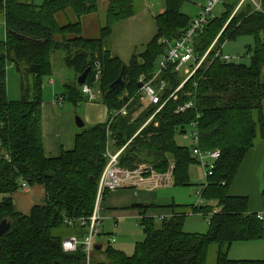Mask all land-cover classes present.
<instances>
[{
  "label": "trees",
  "instance_id": "1",
  "mask_svg": "<svg viewBox=\"0 0 264 264\" xmlns=\"http://www.w3.org/2000/svg\"><path fill=\"white\" fill-rule=\"evenodd\" d=\"M164 1L163 12L153 18V36L126 64L111 54L106 43L113 25L133 16V0H107L96 38L81 35V18L98 13V0H43L40 4L0 0L6 30L5 40L0 41V221L10 222L0 237V264H84L82 246L74 252L63 251L61 242L67 236L54 230L70 227L79 238L87 234V227L77 220L92 213L108 159L107 145L114 151L123 148L119 166L134 169L146 164L157 174L170 171L172 185H186L189 166L198 163V157L192 152L193 141L189 149L176 142V135L191 133L194 121L199 150L220 152L201 193L204 204L189 210L172 204L170 215L159 218V226L148 215V204L130 205L139 213L144 240L134 244L131 255L107 245L102 256L101 246L93 250L90 264H206L214 245V264H264V258L228 257L233 243L264 238L263 219L249 212L247 196L229 193L244 157L257 141L264 140V0H257L258 7L252 0H220L223 12L210 16L191 42L195 60L188 61L189 67L194 68L205 55L203 61L187 80L173 64L161 71L152 84L159 90L164 83L159 91V104H164L145 124L159 104L140 101L138 79L152 78L168 45L193 20L181 11L185 0ZM67 10L75 20L59 24L56 14ZM246 35L253 37L246 51L249 64L226 60L224 56L229 55H223V44ZM56 51L62 52L63 65L74 72V78L63 83L62 95L74 103L83 101L76 77L90 67L85 83L92 85L98 66L99 100L108 119L80 128L72 149L50 157L45 155L42 139V84L44 77L52 75L51 55ZM8 66L20 77L21 98L16 101L7 96ZM122 71V83L112 86ZM188 102L192 107L179 110ZM124 105L127 113L114 116V110ZM23 184L40 185L45 194L44 202L26 214L17 212L12 201L16 191L24 190ZM261 198L264 208V187ZM212 201L215 209L209 205ZM195 212L208 216L205 232L184 230L186 216ZM67 219L74 223L68 225ZM100 256L103 259L97 261Z\"/></svg>",
  "mask_w": 264,
  "mask_h": 264
},
{
  "label": "rangeland",
  "instance_id": "2",
  "mask_svg": "<svg viewBox=\"0 0 264 264\" xmlns=\"http://www.w3.org/2000/svg\"><path fill=\"white\" fill-rule=\"evenodd\" d=\"M34 4H40L43 0H32ZM107 0H98V14L100 17V24H103V14L106 7ZM202 0H185L182 4L181 11L187 14L192 19H195L198 15V5H201ZM206 4V3H205ZM200 11V10H199ZM223 12V7L221 3H218L212 9V16H219ZM68 19L62 20L58 16V23L64 24L68 21H74L75 15L70 11L67 13ZM2 19V14L0 12V20ZM154 27L153 31H150L151 27ZM152 30V29H151ZM153 32V33H152ZM155 32L154 24L150 27H142L141 30L129 32L123 34L122 31L119 35V45H118V56L124 62L128 63L133 52H141L147 42L151 39ZM121 36V38H120ZM114 38V37H113ZM116 38V37H115ZM253 44L252 36H240L235 40L226 41L222 46L223 55H229L232 61L241 62L244 64H249L250 55L246 54L247 47ZM63 54L61 51H56L51 55V63L53 66V72L51 76L43 78L42 84V105L44 107V113H46L47 120L44 125L49 127L58 126L59 131H53L46 133V140L53 142L58 138H63V143L66 141L73 140L76 132L81 129L77 127L75 119L79 118L83 122H88L89 118H97L99 112L102 116H106L108 119V112L105 106L100 102L99 89L97 88V82L94 81L90 85L95 99L87 101V96L82 94L83 101L74 103L71 100H64L62 108L60 105H54V97L62 96L64 92L63 83L71 81L74 78V72L63 65L62 60ZM190 63L184 64L179 69V74L181 77L186 76L185 68L189 66ZM50 78L53 82H50ZM29 79V78H28ZM6 86H7V96L9 100L16 101L21 98L20 92V77L15 69L8 66L6 71ZM49 107V111L47 110ZM57 115L59 118H57ZM84 126L87 127V124ZM50 131V130H49ZM190 130H188V133ZM72 133V134H71ZM176 142L179 145L190 147L192 144V139L190 133L187 135H176ZM114 151V149H110ZM198 163H193L189 166L188 177L189 184L186 185H164L157 187L152 190H141L139 188H121L115 190L116 192L112 194L108 193L105 195L102 201V205L105 207L104 202L106 201V207L110 212H113V217L107 216L106 219L102 221V231L99 236L95 237L93 243H101L102 251L99 255H102L103 250L107 245H110L116 249L123 251L127 255H131L133 252L134 244L136 242H141L145 238L143 227L140 224V219L138 215H131V212L137 211L136 209H131L130 204L135 201L140 203L148 204L147 212H150L154 216L155 224L159 226L161 219L160 216L168 217L167 214L170 211L172 204L178 205V209L189 210L193 206L203 205L204 203H199V192H203L204 184L207 180V174L205 171L204 163L200 162V158H197ZM208 159H204L206 161ZM140 194V195H139ZM139 195V198H136ZM246 196V195H244ZM248 198V197H247ZM1 200V198H0ZM249 201L255 205V207L260 208L263 214V225H264V208L261 210L262 198L261 192L258 196L252 195L248 198ZM204 202V201H203ZM123 204V205H122ZM212 209H215V201L210 202ZM142 207V206H140ZM176 209V210H178ZM208 216L202 213H191L186 216L183 228L188 232H205L208 228ZM58 233L60 236L76 235L73 228L60 227L58 230H54V234ZM109 237H114L115 241L110 242ZM103 256V255H102ZM102 256L96 258L97 261L102 260ZM216 257V246H212L209 251L208 260L206 264H214ZM228 257L231 259H263L264 258V238L260 240L238 242L233 243L232 247L228 252Z\"/></svg>",
  "mask_w": 264,
  "mask_h": 264
},
{
  "label": "built area",
  "instance_id": "3",
  "mask_svg": "<svg viewBox=\"0 0 264 264\" xmlns=\"http://www.w3.org/2000/svg\"><path fill=\"white\" fill-rule=\"evenodd\" d=\"M252 2L258 7L257 0H252ZM218 3H220V0H207L206 4L201 7L196 18L192 20L189 28L182 34L179 39L168 45V49L166 50V52L163 53V55L157 61L156 71L153 73L152 78L146 80L144 79V77H140L138 79V83L141 84V86L139 87V99L145 105L159 104V91L163 89L164 83H161V86L158 90L154 87L152 81L160 75L161 71H163L168 64H173L175 66V70L178 71L184 64L188 63V61L195 60L193 56V48L191 45L192 39L204 30L205 26L208 24L212 9ZM163 41L165 42V40ZM204 57L205 55L196 63L194 68L191 69L189 66L185 68V73L187 74L185 80H187L193 74L195 69L203 61ZM224 58L228 61L232 59L230 56H224ZM98 79L99 70L97 66L96 73L94 75V81H97ZM181 85L177 89H179ZM177 89H175V91L169 96V98L174 95ZM81 93L87 96V101L92 102L96 98L89 84L84 83L81 85ZM63 99L64 97H59L56 99V102L58 104H61ZM163 104L164 102L159 104L155 112L148 118L145 124L148 123L153 115H155V113H157L161 109ZM190 107H192V103L188 102L185 105L181 106L179 110L183 111ZM126 113V105H124L120 109L114 110L113 115H125ZM196 125L197 123L195 121L191 123L192 130L190 136L194 144L192 152L194 155L200 158L201 163L205 162L204 167L208 176L211 175V171L214 168L215 161L220 156V152L218 150H199V148L197 147L198 132L196 130ZM122 150L123 148L117 151H111L107 145L106 156L108 157V159L99 177L96 199L94 202L92 213L86 218H80L77 220L80 225H85L87 227V234L83 238H79L76 235H70L62 239L61 247L65 252H74L79 246H82V249L85 253L84 264H90L93 250H95L94 245L99 244L98 242L94 244L93 240L95 237L99 236L102 231V221L104 219V216L102 215V201L104 193L106 191L112 192L120 188L132 187L153 188L172 184L170 171L164 174H157L153 172L151 168L146 164H140L134 169H126L119 166L118 156ZM204 159L208 160L204 161ZM22 186L23 189H26L28 187L25 184H23ZM198 194L199 203H202L203 199L201 193L199 192ZM212 213H216V210H213ZM257 217L259 219H262V214L258 213ZM160 218H163V216H160ZM65 222L68 225H72L74 223V221L70 219L65 220ZM109 241L114 242V237H109Z\"/></svg>",
  "mask_w": 264,
  "mask_h": 264
},
{
  "label": "crops",
  "instance_id": "4",
  "mask_svg": "<svg viewBox=\"0 0 264 264\" xmlns=\"http://www.w3.org/2000/svg\"><path fill=\"white\" fill-rule=\"evenodd\" d=\"M206 2L207 0H202L201 5H198V8H199L198 12L201 9V7L205 5ZM133 7H134V14L132 17L125 19L123 21H120L116 23L115 25H113L111 37L106 43V47L108 48V50L111 52L112 55L118 56L117 54L118 45H119L118 42L120 40L118 38H119L120 32L122 31L123 34H127L129 32L131 33L134 31L141 30V28L145 26L150 27V23L151 25H153L154 24L153 18L156 15L162 13L165 8V1L164 0H133ZM68 12H70V10L57 13L56 14L57 22H58V16H60L62 20H67ZM100 26H101L100 17L98 13L86 14L82 16L81 18V35L84 38H96L99 34ZM153 29L154 27L152 26L150 28V31H153ZM5 36H6V30H5L4 20L2 17V19L0 20V41H4ZM50 82H53L51 78H50ZM60 95L54 97V102H55L54 105H57V106L60 105L59 107L62 108L63 106L62 102L66 100L67 98L64 97L61 104H58L56 102V99L59 97H63ZM47 110L49 111V107ZM99 114L100 115H98L97 118L90 117L88 122H84V125L87 124V126H89L95 123L105 122L107 120L106 116H102L100 112ZM59 116L57 115V118H59ZM46 120H47V116H46V113H44V107L42 105V139H43V147H44L45 155L50 156V157H55V156H58L62 150L72 149L73 147L72 138H71V141L69 140L66 141V144L63 143L62 137L58 138L57 140L53 142H49L46 140L47 131L49 133H52L53 131H59V127L55 125L49 127L48 129L47 126L44 125V122H46ZM263 187H264V140H259L257 141L256 145L250 151H248V153L244 157L238 169L236 177L230 187L229 193L231 195H240V196L246 195L248 198H251L252 195L258 196ZM156 188L157 187L139 188V189L152 190ZM116 191H114L113 193H115ZM139 195L136 198H139ZM0 198H1V195H0ZM44 199H45L44 189L42 186L37 185V184L28 186L24 190L16 191L12 195L14 209L17 212L24 213V214L28 213L33 205L43 203ZM106 201L107 200H105L104 202L105 207L103 206L104 219H106L107 216L113 217V212H110L109 209H107L106 207ZM135 202H140V200L135 201ZM133 203L134 202H132L130 205H132ZM262 208H263V205L261 206V210ZM248 210L249 212H252V213L262 214V212L260 211V208L255 207V205L252 204L250 201L248 203ZM147 213L148 215H152L150 214V212H147ZM133 214L139 215L137 211L131 212V215ZM167 214H170V212ZM262 218H263V214H262Z\"/></svg>",
  "mask_w": 264,
  "mask_h": 264
},
{
  "label": "water",
  "instance_id": "5",
  "mask_svg": "<svg viewBox=\"0 0 264 264\" xmlns=\"http://www.w3.org/2000/svg\"><path fill=\"white\" fill-rule=\"evenodd\" d=\"M90 70V67H87L81 74H79L77 77H76V82L78 85H82L85 83V80H86V76L88 74ZM122 74H123V71L119 74V76L117 77L116 80H114L111 85H115V84H118V83H122ZM141 84L138 83V87H140ZM75 123L77 125L78 128H82L84 127V122L79 119V118H76L75 119ZM145 203H140V202H134L132 204V206H135V207H140V206H144ZM10 228V222L7 221L6 219H3L0 221V237L5 233L7 232V230ZM101 248V245H94V249L95 250H99ZM53 264H61L60 262L58 261H55ZM76 264H79V263H76Z\"/></svg>",
  "mask_w": 264,
  "mask_h": 264
}]
</instances>
